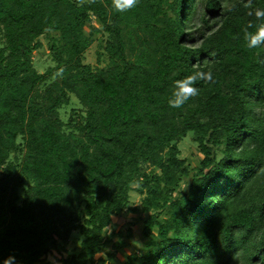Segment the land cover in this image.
I'll return each mask as SVG.
<instances>
[{"label": "trees", "instance_id": "16d2710c", "mask_svg": "<svg viewBox=\"0 0 264 264\" xmlns=\"http://www.w3.org/2000/svg\"><path fill=\"white\" fill-rule=\"evenodd\" d=\"M261 26L264 0H0V264H94L124 211L145 214L144 241L119 264H264ZM98 36L107 62L93 67Z\"/></svg>", "mask_w": 264, "mask_h": 264}, {"label": "rangeland", "instance_id": "374dc122", "mask_svg": "<svg viewBox=\"0 0 264 264\" xmlns=\"http://www.w3.org/2000/svg\"><path fill=\"white\" fill-rule=\"evenodd\" d=\"M42 41L43 47L38 51L34 52V65L38 71H43L48 65L51 64L50 60L47 58L49 55L47 53V44L44 36L39 38ZM103 40L101 36L86 49L84 52V63L91 66H103L106 64L107 59L102 49ZM77 99L72 96V103L78 106ZM69 107L66 108L68 110ZM63 110H61V113ZM65 114H63L64 116ZM65 117V116H64ZM178 147L180 150V157L183 158L189 168L196 167L199 160L202 158V154L198 151L196 145L190 139V133L178 142ZM134 187L136 184L133 185ZM183 190L186 189L187 183H181L180 186ZM142 199V195L137 191L132 190L130 192L129 205L135 206L139 205ZM145 214L132 213L129 211H124L120 214L113 215L111 217V223L104 230V238H110L109 242L103 244L102 248L94 256V264H119L122 262L129 253H137L142 250L143 241L141 235L142 229V218ZM81 235L78 232H73L69 241L60 246L62 254L65 256L69 253L77 252L79 249ZM123 241L122 248L115 250L111 243L113 241ZM58 254L49 255L46 262L43 264H57L59 262Z\"/></svg>", "mask_w": 264, "mask_h": 264}, {"label": "clouds", "instance_id": "9594fccd", "mask_svg": "<svg viewBox=\"0 0 264 264\" xmlns=\"http://www.w3.org/2000/svg\"><path fill=\"white\" fill-rule=\"evenodd\" d=\"M136 0H126L128 6H133ZM264 39V26H261L258 34L251 35V44L256 45ZM203 73H194L193 75L187 76L182 80H177L174 83V91L172 98L169 100L171 107H181L188 99L198 93V89L194 87L197 79L203 78ZM207 79H211L210 74Z\"/></svg>", "mask_w": 264, "mask_h": 264}]
</instances>
